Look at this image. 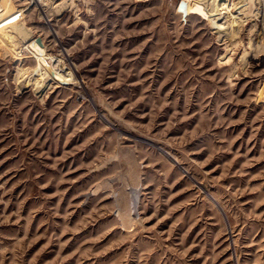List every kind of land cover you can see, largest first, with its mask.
Returning <instances> with one entry per match:
<instances>
[{
    "label": "rangeland",
    "instance_id": "374dc122",
    "mask_svg": "<svg viewBox=\"0 0 264 264\" xmlns=\"http://www.w3.org/2000/svg\"><path fill=\"white\" fill-rule=\"evenodd\" d=\"M72 1L0 0V264H264V13Z\"/></svg>",
    "mask_w": 264,
    "mask_h": 264
},
{
    "label": "bare ground",
    "instance_id": "6f19581e",
    "mask_svg": "<svg viewBox=\"0 0 264 264\" xmlns=\"http://www.w3.org/2000/svg\"><path fill=\"white\" fill-rule=\"evenodd\" d=\"M35 3H37V5H39L42 10L44 9L46 12H48V10H53L55 7H57V9L54 10H58L59 6H65L67 4H69L70 2H73L72 0H33ZM203 0H193L194 4H199L201 3ZM212 1V6L210 7L211 12L209 20L210 23H212L213 26L215 27H221L223 26V21H224V13H227L229 15V19L233 21H235L237 23V25H239L244 18L246 19L247 16L249 15H255V19H257L258 21L261 19V14L264 13V0L263 2H260L259 0H257L258 5H255V0H237L236 2H232V3H224V0H210V2ZM184 2V12H187V2ZM235 3L239 4L237 9L234 10V12L232 13L230 11V7L232 5H234ZM231 5V6H230ZM38 6V7H39ZM69 6V5H68ZM75 6V5H74ZM236 6V5H234ZM233 6V7H234ZM7 7V5H6ZM66 7V6H65ZM62 9V8H61ZM53 10V12H54ZM44 11V12H45ZM61 11V10H60ZM43 12V13H44ZM52 11L48 12L51 13ZM52 12V13H53ZM251 12V14H250ZM42 13V12H41ZM51 13V15H52ZM248 13V14H247ZM50 14H46V16H49ZM214 15V16H213ZM228 17V16H227ZM253 17V16H252ZM46 18V17H45ZM48 19V18H47ZM228 19V18H227ZM252 19V18H251ZM48 21V20H47ZM226 22V21H225ZM227 23V22H226ZM231 23V21L229 22ZM252 25L255 27L256 25V21H252ZM232 24V23H231ZM233 24H235L233 22ZM232 24V25H233ZM226 25V24H225ZM228 25V24H227ZM226 27V26H225ZM224 26L222 28H225ZM229 27V26H228ZM235 27V26H234ZM238 27V26H237ZM253 27V29H254ZM18 28H20L23 32H24V37H25V41H24V47H27V45L31 48L29 51L33 54L34 58L36 59V66L33 69V71L35 72V74H37L38 76H42L43 72L49 70V69H53L54 71L57 70H61L60 68H58L56 62L57 60L55 58H53L52 56L48 55L45 51V46L44 43L42 41V44H38L35 41V38H31L28 36V29L27 27H23V25L18 24ZM50 28V27H49ZM233 28V27H231ZM239 28V27H238ZM229 29V28H228ZM227 29V30H228ZM220 30V29H219ZM226 30V28H225ZM239 30V29H238ZM56 31V30H55ZM54 31V32H55ZM221 31V30H220ZM232 31V30H231ZM233 31H236V29H234ZM53 32V31H52ZM53 32V33H54ZM228 32V31H227ZM56 33V32H55ZM230 33V32H229ZM233 33V32H232ZM231 35H234L232 34ZM226 34V33H225ZM253 34H256L255 37L253 39H257V41L254 44H250V50L252 51V53H254V56H257V58L259 57V59L261 58V54H263V57L261 60L264 61V50H263V42H261L260 39L257 38L258 36V32H255ZM224 35V34H223ZM229 35V34H228ZM26 39H30V40H26ZM42 40V38H41ZM55 40V39H54ZM255 41V40H254ZM261 42V43H260ZM61 45V44H60ZM28 48V47H27ZM250 51V52H251ZM263 51V52H262ZM20 51H16L15 54H19ZM245 54L248 53L247 50L245 51ZM243 52V53H244ZM249 52V53H250ZM244 55V54H243ZM242 55V56H243ZM18 57V56H17ZM245 57V56H244ZM19 59V58H18ZM47 59H49L50 61V66L46 63ZM60 61V60H59ZM62 63V62H61ZM48 65V66H46ZM60 67V66H59ZM33 74V72H32ZM33 76V75H32ZM29 77V76H28ZM19 79V78H17ZM30 80V79H29ZM19 82V81H18ZM26 82V81H25ZM21 84V83H20ZM173 156V155H172ZM133 187V186H132ZM131 192H132V199H131V207L133 208V210H136V206H137V202H138V188H131ZM129 201V200H128ZM130 207V206H129ZM134 213V212H133Z\"/></svg>",
    "mask_w": 264,
    "mask_h": 264
},
{
    "label": "built area",
    "instance_id": "2783aa9c",
    "mask_svg": "<svg viewBox=\"0 0 264 264\" xmlns=\"http://www.w3.org/2000/svg\"><path fill=\"white\" fill-rule=\"evenodd\" d=\"M0 11H1V5H0ZM1 13V12H0ZM11 15V16H10ZM24 12L19 10V8L14 9L11 12H8L2 16H0V18H4L5 16H8V18L0 21V26L4 25L3 23L7 22L8 20L12 19L13 17H19L20 19L23 18ZM4 16V17H3ZM18 18V19H19Z\"/></svg>",
    "mask_w": 264,
    "mask_h": 264
},
{
    "label": "water",
    "instance_id": "95a60500",
    "mask_svg": "<svg viewBox=\"0 0 264 264\" xmlns=\"http://www.w3.org/2000/svg\"><path fill=\"white\" fill-rule=\"evenodd\" d=\"M180 6L182 7V8H184V2H181L180 3ZM35 41L38 43V44H42V40H41V37H36L35 38Z\"/></svg>",
    "mask_w": 264,
    "mask_h": 264
}]
</instances>
